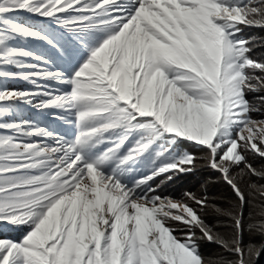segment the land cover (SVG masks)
Segmentation results:
<instances>
[{
  "label": "snow or ice",
  "instance_id": "1",
  "mask_svg": "<svg viewBox=\"0 0 264 264\" xmlns=\"http://www.w3.org/2000/svg\"><path fill=\"white\" fill-rule=\"evenodd\" d=\"M261 255L264 0H0V264Z\"/></svg>",
  "mask_w": 264,
  "mask_h": 264
},
{
  "label": "trees",
  "instance_id": "2",
  "mask_svg": "<svg viewBox=\"0 0 264 264\" xmlns=\"http://www.w3.org/2000/svg\"><path fill=\"white\" fill-rule=\"evenodd\" d=\"M204 175H208L205 173ZM203 177L200 175H194V176H186L181 179H178L175 184L170 186L169 188L166 189V194H171L173 196L179 197L180 193L191 190L193 192L199 193L201 191L200 188V181ZM214 193H225V194H230L229 189L227 188L226 185L221 184H215L211 187L210 189ZM221 203H225V201H221ZM210 221L213 220L212 217H209ZM247 239V237H246ZM207 252H216L217 249L211 248V249H206ZM257 264H264V255H261L259 258Z\"/></svg>",
  "mask_w": 264,
  "mask_h": 264
}]
</instances>
